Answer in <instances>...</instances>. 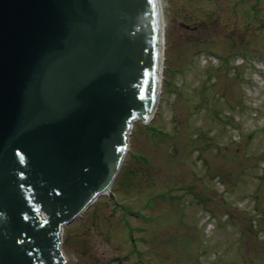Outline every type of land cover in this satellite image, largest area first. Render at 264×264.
Wrapping results in <instances>:
<instances>
[{"label": "rangeland", "instance_id": "1", "mask_svg": "<svg viewBox=\"0 0 264 264\" xmlns=\"http://www.w3.org/2000/svg\"><path fill=\"white\" fill-rule=\"evenodd\" d=\"M161 1L158 110L64 227L66 264H264V0Z\"/></svg>", "mask_w": 264, "mask_h": 264}, {"label": "water", "instance_id": "2", "mask_svg": "<svg viewBox=\"0 0 264 264\" xmlns=\"http://www.w3.org/2000/svg\"><path fill=\"white\" fill-rule=\"evenodd\" d=\"M161 2L0 0V264L67 263L64 227L158 109Z\"/></svg>", "mask_w": 264, "mask_h": 264}, {"label": "flooded vegetation", "instance_id": "3", "mask_svg": "<svg viewBox=\"0 0 264 264\" xmlns=\"http://www.w3.org/2000/svg\"><path fill=\"white\" fill-rule=\"evenodd\" d=\"M182 24L185 25V26L188 27V28H192V26H191L189 23H186L185 21L182 22ZM195 28H196V27H195Z\"/></svg>", "mask_w": 264, "mask_h": 264}, {"label": "bare ground", "instance_id": "4", "mask_svg": "<svg viewBox=\"0 0 264 264\" xmlns=\"http://www.w3.org/2000/svg\"><path fill=\"white\" fill-rule=\"evenodd\" d=\"M163 2V1H162ZM162 2H161V7H162ZM166 26V25H165ZM165 62L163 61V64H164ZM133 126H134V122H133V125H132V127L130 128V132H129V135H130V133H131V130L133 129ZM104 194V193H103Z\"/></svg>", "mask_w": 264, "mask_h": 264}]
</instances>
